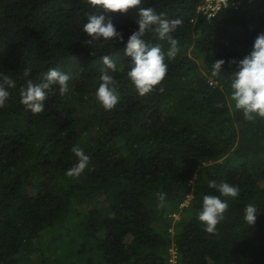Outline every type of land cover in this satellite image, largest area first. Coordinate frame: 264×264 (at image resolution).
<instances>
[{
  "label": "trees",
  "instance_id": "1",
  "mask_svg": "<svg viewBox=\"0 0 264 264\" xmlns=\"http://www.w3.org/2000/svg\"><path fill=\"white\" fill-rule=\"evenodd\" d=\"M201 2L142 0L182 23L165 79L140 96L125 55L135 9L111 14L123 42L89 45L83 24L103 9L88 0H0V83L15 82L0 107V264H172V248L177 264H264V118L229 105L231 76L264 33V0L211 18L198 13ZM145 39L169 47L154 33ZM105 55L117 65L111 110L95 97ZM52 68L69 74L70 91L55 89L33 114L21 91ZM77 146L90 164L68 176ZM222 182L239 195L221 197L229 207L210 234L198 213ZM250 203L255 225L244 220Z\"/></svg>",
  "mask_w": 264,
  "mask_h": 264
},
{
  "label": "clouds",
  "instance_id": "2",
  "mask_svg": "<svg viewBox=\"0 0 264 264\" xmlns=\"http://www.w3.org/2000/svg\"><path fill=\"white\" fill-rule=\"evenodd\" d=\"M88 3L94 8L103 9L99 15L88 14L87 22L83 24V32L90 37L86 41L89 45L93 41L101 40L109 42L120 39L123 42V36L117 30L111 14L123 15L131 9L136 10L138 29L128 37L125 48L126 57L130 58L127 78L140 96L152 92L166 77L168 72L166 60L170 61L178 54V42L171 34L177 30L182 21L169 20L164 17L163 13H157L152 7H141L142 0H88ZM198 13L202 12L198 9ZM148 33H154L159 41L166 40L169 44L167 51L159 43L149 44L145 39ZM102 62L106 70L100 75L101 83L96 89L95 97L105 110H111L120 100L114 87V78L109 71L114 72L117 65L107 55L103 56ZM225 63L223 59L216 60L213 64V74L222 72ZM29 74L25 72V76ZM69 79L68 73L55 68L49 69L40 82L27 81L26 87L21 91V103L33 114H39L44 111L45 101L49 95L54 94L55 89L58 88L61 96L69 93ZM14 87L15 82L8 78H4L3 83H0V107L8 101L10 96L8 88ZM230 87L232 90L231 103L229 102L231 108L241 110L245 119L249 121L257 117L264 118V33L257 36L250 54L238 62V70L231 76ZM72 152L77 157V163L67 170V175L78 177L88 167L91 158L78 146L73 147ZM218 191L220 196L205 195L203 197L202 209L198 213V219L204 230L210 234L216 232L217 225L224 219V214L229 207L227 199L222 200L221 197L236 198L239 195V188L227 182H222ZM157 196L160 205L164 206L166 194L157 193ZM257 218L256 205L251 203L246 205L244 209L246 223L255 225ZM171 254L172 264H177V250L172 248Z\"/></svg>",
  "mask_w": 264,
  "mask_h": 264
},
{
  "label": "built area",
  "instance_id": "3",
  "mask_svg": "<svg viewBox=\"0 0 264 264\" xmlns=\"http://www.w3.org/2000/svg\"><path fill=\"white\" fill-rule=\"evenodd\" d=\"M242 1L244 0H202L198 9L207 17H212L223 7H227L230 4L237 7V5L240 4ZM246 1L253 2L255 0H246Z\"/></svg>",
  "mask_w": 264,
  "mask_h": 264
},
{
  "label": "rangeland",
  "instance_id": "4",
  "mask_svg": "<svg viewBox=\"0 0 264 264\" xmlns=\"http://www.w3.org/2000/svg\"><path fill=\"white\" fill-rule=\"evenodd\" d=\"M185 204H187V202H186ZM173 217H174L175 219H178V218L180 217V215L177 213V214L173 215ZM172 229H173V228H172Z\"/></svg>",
  "mask_w": 264,
  "mask_h": 264
}]
</instances>
